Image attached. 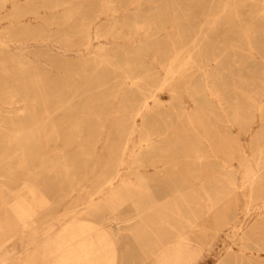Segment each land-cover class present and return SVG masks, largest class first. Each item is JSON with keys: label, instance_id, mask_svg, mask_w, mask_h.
Segmentation results:
<instances>
[{"label": "rangeland", "instance_id": "1", "mask_svg": "<svg viewBox=\"0 0 264 264\" xmlns=\"http://www.w3.org/2000/svg\"><path fill=\"white\" fill-rule=\"evenodd\" d=\"M0 190V264L72 224L113 264H264V0H0Z\"/></svg>", "mask_w": 264, "mask_h": 264}, {"label": "bare ground", "instance_id": "2", "mask_svg": "<svg viewBox=\"0 0 264 264\" xmlns=\"http://www.w3.org/2000/svg\"><path fill=\"white\" fill-rule=\"evenodd\" d=\"M86 29L84 26L81 28V35H86ZM179 53V52H178ZM174 64L168 68L166 72V79L167 81L170 80L175 74L180 73L184 68L186 62L179 60V56L175 55L173 61ZM171 62V63H172ZM144 95V94H143ZM125 107L127 109L133 110V116L131 118L132 126L130 127L128 134L131 135L134 131L133 127L135 124V118L139 117L140 120L143 119L145 115V111L148 108V101L143 99L137 101V103H130ZM126 109V110H127ZM30 119V112L27 113L26 120ZM20 123L17 122L15 125V138L14 143H21L22 140H27L30 138V133L26 135H22ZM53 132V129L51 130ZM148 138V135L147 137ZM146 140V139H145ZM8 144L10 142L8 141ZM148 151H153L154 146L148 145ZM55 164L54 161L50 163V165ZM59 165V163H57ZM62 165V162H60ZM257 167L258 164L255 163ZM245 176L247 179H253L256 175L258 170L256 168H252L249 164L246 166ZM117 175H113L112 177L106 180L107 185L110 187L114 180H116ZM140 185V184H139ZM138 184L132 185V188H138L139 195L141 200L143 199L144 189L139 186ZM163 187V186H162ZM162 187L158 186L156 188V194L160 191L162 192ZM27 193L31 197L32 201L34 198V190L33 188H29ZM120 197L119 194H117ZM152 196L150 197V199ZM209 201V200H208ZM2 204V194L0 190V206ZM9 212L14 215L18 219H22V217L26 216V214L30 211V205H24L22 203H11L9 204ZM153 209V208H151ZM175 216L179 220H181L185 225H190L188 220L182 218L180 214V210L178 207L175 208ZM142 219V218H141ZM92 230V227L88 225H74L72 224L69 227H65L60 230L57 235L52 237V239L47 242L45 245L47 246V256L49 257L50 264H113V249L111 244L107 241L106 236L104 233H100L99 231L95 232V235L91 236L88 233ZM178 239L181 241L184 239L181 235L178 236ZM0 248H1V240H0ZM184 252H180L175 255V253L170 257L174 258L175 262L178 260H182V256H184ZM1 260V258H0ZM160 264H165L164 261H161Z\"/></svg>", "mask_w": 264, "mask_h": 264}]
</instances>
